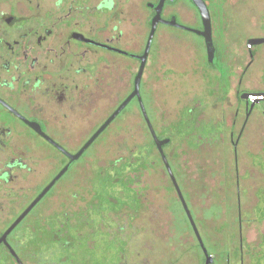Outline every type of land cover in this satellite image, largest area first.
Wrapping results in <instances>:
<instances>
[{
	"label": "flooded vegetation",
	"instance_id": "flooded-vegetation-1",
	"mask_svg": "<svg viewBox=\"0 0 264 264\" xmlns=\"http://www.w3.org/2000/svg\"><path fill=\"white\" fill-rule=\"evenodd\" d=\"M203 1L210 12L213 39L216 32L220 40L219 46L215 45L216 62L209 61L207 52L210 66L220 72V78L225 74V66L230 75L240 69L230 131L236 152L257 103L264 101V97L253 101L252 108V102L244 98L245 93L252 94L251 82L264 91V43H249L251 38H264V0ZM158 11L160 22L154 40L160 26L170 31H160L159 45L165 39L172 46L182 42L187 47V33L205 42L197 32L204 30V19L194 0H0V264H28L34 257L30 252L32 244L36 241L43 245L47 232L52 234V242L69 244L70 250L77 241L81 243L83 237L79 234L85 209H73L64 215L65 220L57 216L44 225L42 215L38 214L39 205L58 182L71 175L80 160L93 152L100 153L96 142L107 138L114 124L122 128L126 111L137 113L147 125L138 96L82 151L32 210L12 226L69 164L68 154L80 153L134 91L141 66L138 56L145 51ZM141 36H146L142 50ZM151 49L140 85L150 120L147 102L153 98L154 88L146 91L144 85L145 72L153 58ZM192 49L193 53L199 51L197 45H192ZM155 73L150 75L153 85ZM189 111L193 115V110ZM239 117L241 124L236 130ZM257 119L260 125H256V135L262 133L264 139V114ZM259 187L264 192L263 182ZM79 214L83 216L77 219ZM238 214V242L242 250L245 241L240 205ZM122 228L118 224L111 229L112 235L118 234V239H122L119 244L125 237ZM84 233L86 236L87 231ZM72 238L76 239L72 242Z\"/></svg>",
	"mask_w": 264,
	"mask_h": 264
},
{
	"label": "rangeland",
	"instance_id": "rangeland-1",
	"mask_svg": "<svg viewBox=\"0 0 264 264\" xmlns=\"http://www.w3.org/2000/svg\"><path fill=\"white\" fill-rule=\"evenodd\" d=\"M161 30L170 32L160 26L158 35ZM158 35L145 72V90L154 88L147 106L159 137L170 138L164 149L214 256L212 264H264V192L259 189L264 183V139L262 133L256 135L264 101L257 103L235 152L230 131L240 69L230 75L225 66L220 78L208 62L202 38L187 33L190 44L183 47L182 42L172 46L165 39L159 45ZM214 42L219 46L216 32ZM192 45L199 51L193 53ZM152 72H156L154 85ZM261 87L249 84L251 93H259ZM214 98L217 102H212ZM95 147L100 153L80 160L71 175L43 198L38 211L47 225L53 217L65 220L71 210L85 209L84 216L77 218L84 217L81 243L77 241L78 246L70 250L69 244L52 242L47 232L43 245L32 244L34 257L28 264H205L204 252L144 119L126 111L122 128L117 123L111 126L108 137L98 140ZM239 205L244 219L242 250ZM118 224L125 232L124 244H119L118 234L111 233Z\"/></svg>",
	"mask_w": 264,
	"mask_h": 264
},
{
	"label": "water",
	"instance_id": "water-1",
	"mask_svg": "<svg viewBox=\"0 0 264 264\" xmlns=\"http://www.w3.org/2000/svg\"><path fill=\"white\" fill-rule=\"evenodd\" d=\"M195 3L199 6L200 10H201V13H202V16H203V19H204V30H198L197 32L204 36L205 38V43H206V47H207V52H208V59L210 62H216V59H217V49H216V46H215V43H214V39H213V34H212V22H211V16H210V12L207 8V6L205 5L204 1L203 0H194ZM160 11H158L157 15L155 16V18L153 19L152 21V28H151V32H150V35H149V38H148V41H147V45H146V48H145V51L143 54L139 55L138 57L141 59V66H140V69H139V72L138 74L136 75V79H135V88H134V91L130 94V96L115 110V112L106 120V122L99 128V130L93 135V137L88 141V143L86 144L85 147L82 148L81 152L78 153V154H75V155H71V154H68V157L70 158V162L67 166H65L61 171L60 173L55 177V179L50 182L43 190L42 192L38 195V197L30 204V206L26 209V211L24 212V214H22V216L19 217L18 220H16V222L13 224L12 228L14 226H16L20 220L28 213L32 210V208L48 193V191L52 188V186L56 183V181L61 178V176L68 170V168L75 162V160H77L80 156H81V153L82 151L88 147L95 139L96 137L100 134L101 131L104 130V128L107 127V125H109L111 123V121L127 106V104L130 102V100L135 97V96H138V98L140 99V102H141V108H142V112L144 114V117H145V120L147 122V125L149 127V130H150V133L153 137V140L156 144V147L161 155V158L163 160V163L168 171V174L171 178V181L177 191V194L179 196V199L182 203V206L186 212V215L190 221V224L193 228V231L201 245V248L204 252V255H205V264H212L213 261H214V256L213 254H211L209 252V250L207 249L205 243H204V240L202 238V235L200 233V230L197 226V223L195 221V218L192 214V211L188 205V202L186 201L185 197H184V194L182 192V189L180 187V184L177 180V177L173 171V168L169 162V159H168V156L165 152V149H164V146L167 145L169 142H170V138L169 137H165V138H160L159 135L157 134L156 132V129L152 123V121L150 120L149 116H148V113H147V110H146V107L144 105V102L142 100V95H141V92H140V85H141V81H142V76H143V73H144V69H145V66H146V63H147V59H148V55H149V52H150V49H151V46H152V43H153V40H154V36H155V33H156V30H157V25L158 23L160 22ZM249 43L250 44H261V43H264V38H251L249 40ZM260 94H264V91L263 92H259ZM249 93H245L244 94V98L246 100H248L249 102H252L249 100ZM259 100H257L258 102ZM252 108H253V102H252ZM10 228V229H12ZM10 231V230H9Z\"/></svg>",
	"mask_w": 264,
	"mask_h": 264
},
{
	"label": "built area",
	"instance_id": "built-area-1",
	"mask_svg": "<svg viewBox=\"0 0 264 264\" xmlns=\"http://www.w3.org/2000/svg\"><path fill=\"white\" fill-rule=\"evenodd\" d=\"M264 97V94H260V93H252L249 95V100L250 101H257V100H261Z\"/></svg>",
	"mask_w": 264,
	"mask_h": 264
},
{
	"label": "trees",
	"instance_id": "trees-1",
	"mask_svg": "<svg viewBox=\"0 0 264 264\" xmlns=\"http://www.w3.org/2000/svg\"><path fill=\"white\" fill-rule=\"evenodd\" d=\"M154 141V140H153ZM168 145V144H167ZM134 163H132V162H128V166L129 167H132V166H134L133 165ZM189 220V219H188ZM190 222V221H189ZM198 240V239H197ZM199 242V241H198ZM68 243V242H67ZM199 246L201 247V245H200V243H199ZM202 249V248H201ZM210 252V251H209ZM211 253V252H210ZM205 261H206V259H205Z\"/></svg>",
	"mask_w": 264,
	"mask_h": 264
},
{
	"label": "crops",
	"instance_id": "crops-1",
	"mask_svg": "<svg viewBox=\"0 0 264 264\" xmlns=\"http://www.w3.org/2000/svg\"><path fill=\"white\" fill-rule=\"evenodd\" d=\"M260 92H263V89Z\"/></svg>",
	"mask_w": 264,
	"mask_h": 264
}]
</instances>
